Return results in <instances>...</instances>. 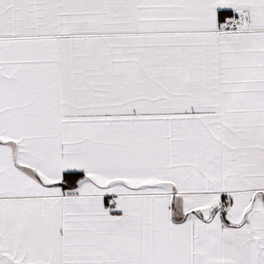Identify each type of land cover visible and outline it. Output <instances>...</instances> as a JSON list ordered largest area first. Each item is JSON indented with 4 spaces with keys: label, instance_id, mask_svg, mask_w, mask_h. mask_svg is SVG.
I'll list each match as a JSON object with an SVG mask.
<instances>
[{
    "label": "snow or ice",
    "instance_id": "6c2138e0",
    "mask_svg": "<svg viewBox=\"0 0 264 264\" xmlns=\"http://www.w3.org/2000/svg\"><path fill=\"white\" fill-rule=\"evenodd\" d=\"M0 264H264V0H0Z\"/></svg>",
    "mask_w": 264,
    "mask_h": 264
}]
</instances>
